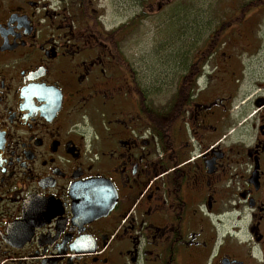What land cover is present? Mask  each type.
I'll return each mask as SVG.
<instances>
[{
  "label": "flooded vegetation",
  "instance_id": "1",
  "mask_svg": "<svg viewBox=\"0 0 264 264\" xmlns=\"http://www.w3.org/2000/svg\"><path fill=\"white\" fill-rule=\"evenodd\" d=\"M172 1L0 0V264H264V0L158 109L123 46Z\"/></svg>",
  "mask_w": 264,
  "mask_h": 264
},
{
  "label": "rangeland",
  "instance_id": "2",
  "mask_svg": "<svg viewBox=\"0 0 264 264\" xmlns=\"http://www.w3.org/2000/svg\"><path fill=\"white\" fill-rule=\"evenodd\" d=\"M248 1L255 0H174L127 36L124 53L150 103L167 107L184 60L207 46L222 25L232 24L221 29L217 46H261V10L250 11L244 25L235 24L238 10ZM105 5L106 16L117 21L119 9L113 0H105ZM121 6L122 16L131 15L129 0H121Z\"/></svg>",
  "mask_w": 264,
  "mask_h": 264
},
{
  "label": "trees",
  "instance_id": "3",
  "mask_svg": "<svg viewBox=\"0 0 264 264\" xmlns=\"http://www.w3.org/2000/svg\"><path fill=\"white\" fill-rule=\"evenodd\" d=\"M251 6H254V4H251ZM225 27L228 28V24H224L220 27V29L215 34L216 36L209 39L208 41L209 43L207 46H217L218 45L219 39L221 38V34H222L221 29H224ZM180 99H181L180 97L174 98L173 103L169 106V116H172L174 113V110L179 106ZM144 109H147V108H144ZM153 116H154V122H156L161 127V124H163L164 121L161 120L160 116L159 117L156 116L155 112L153 113Z\"/></svg>",
  "mask_w": 264,
  "mask_h": 264
}]
</instances>
